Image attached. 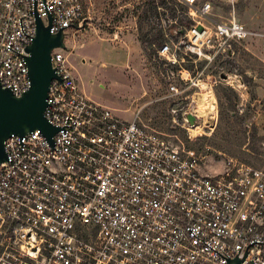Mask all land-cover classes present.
<instances>
[{"label":"built area","instance_id":"built-area-1","mask_svg":"<svg viewBox=\"0 0 264 264\" xmlns=\"http://www.w3.org/2000/svg\"><path fill=\"white\" fill-rule=\"evenodd\" d=\"M179 2L190 23L159 25L162 99L174 123L181 117L189 130H211L216 84L231 75L206 77L208 67L253 37L264 46V34L235 11L216 21L211 1ZM37 18L45 27L52 18L50 33L66 37L88 20L80 0H0V87L15 97L31 86L27 49ZM68 55L51 53L56 78L45 117L58 129L52 142L36 130L4 143L0 264H264V165L205 174L195 151L146 122L142 108L124 119L88 97Z\"/></svg>","mask_w":264,"mask_h":264},{"label":"rangeland","instance_id":"rangeland-1","mask_svg":"<svg viewBox=\"0 0 264 264\" xmlns=\"http://www.w3.org/2000/svg\"><path fill=\"white\" fill-rule=\"evenodd\" d=\"M88 20L82 30L69 31L66 46L70 71L92 100L130 119L141 117L193 150L205 174L222 175L241 164L264 165V46L253 37L236 47L234 55L208 67L206 77L219 70L231 75L218 79L211 130L190 131L177 123L163 100L166 85L157 49L165 38L162 20L188 25L189 9L179 0H80ZM211 1L216 21L235 15L249 30L264 34V0H241L234 7ZM173 28V26H172ZM240 81V82H238ZM217 118V122H216ZM216 122V126H215Z\"/></svg>","mask_w":264,"mask_h":264},{"label":"water","instance_id":"water-1","mask_svg":"<svg viewBox=\"0 0 264 264\" xmlns=\"http://www.w3.org/2000/svg\"><path fill=\"white\" fill-rule=\"evenodd\" d=\"M45 27L37 18V32L34 42L28 47L27 64L31 86L21 97H15L7 89L0 87V164L6 160L5 141L12 135L25 136L40 130L52 142L58 129L50 125L45 117L48 107L50 84L56 73L51 62V53L56 48L67 50L65 34L50 33L52 25ZM222 79H227L223 74ZM190 125L195 124V117L187 115ZM236 264H239L236 262Z\"/></svg>","mask_w":264,"mask_h":264},{"label":"bare ground","instance_id":"bare-ground-1","mask_svg":"<svg viewBox=\"0 0 264 264\" xmlns=\"http://www.w3.org/2000/svg\"><path fill=\"white\" fill-rule=\"evenodd\" d=\"M195 111H197L196 107L192 108V113H195ZM201 128L198 127V128H191L190 131H197V130H200Z\"/></svg>","mask_w":264,"mask_h":264},{"label":"trees","instance_id":"trees-1","mask_svg":"<svg viewBox=\"0 0 264 264\" xmlns=\"http://www.w3.org/2000/svg\"><path fill=\"white\" fill-rule=\"evenodd\" d=\"M160 38H159V40H162L163 39V37H164V35L163 34H160V36H159Z\"/></svg>","mask_w":264,"mask_h":264},{"label":"crops","instance_id":"crops-1","mask_svg":"<svg viewBox=\"0 0 264 264\" xmlns=\"http://www.w3.org/2000/svg\"><path fill=\"white\" fill-rule=\"evenodd\" d=\"M131 118H132V117H131ZM131 118H130V119H131Z\"/></svg>","mask_w":264,"mask_h":264}]
</instances>
